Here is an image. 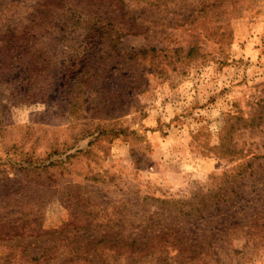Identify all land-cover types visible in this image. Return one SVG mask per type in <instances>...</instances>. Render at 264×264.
<instances>
[{
  "label": "rangeland",
  "instance_id": "obj_1",
  "mask_svg": "<svg viewBox=\"0 0 264 264\" xmlns=\"http://www.w3.org/2000/svg\"><path fill=\"white\" fill-rule=\"evenodd\" d=\"M193 6L0 0V232L74 223L39 264H264V0Z\"/></svg>",
  "mask_w": 264,
  "mask_h": 264
},
{
  "label": "trees",
  "instance_id": "obj_2",
  "mask_svg": "<svg viewBox=\"0 0 264 264\" xmlns=\"http://www.w3.org/2000/svg\"><path fill=\"white\" fill-rule=\"evenodd\" d=\"M194 1H198L200 3V9L195 8V6H193L190 10H188V14L189 16L186 17L185 22L189 21V20H193L194 16L197 13L200 12H205V10L208 8V6H212V7H216L217 9L220 8L222 6V4L225 2V0H194ZM206 8V9H205ZM205 9V10H203ZM220 147L223 148L222 145H220ZM224 155H229L230 158L234 157L237 153L234 150L231 149H223ZM0 220H2V218H0ZM97 225V224H95ZM74 226V223L70 222L65 224L64 226H62L61 228L57 229V230H52V231H38V232H33L32 231V227L29 226L26 230H17L16 233L10 235L8 233H12V230L9 229L8 233L5 235L4 232H0V262L1 264H15L16 261V256L12 255L13 252L16 249H19L20 253L24 255L25 258H29V263L30 264H39V261L42 260L43 257H29V255L26 254L27 248L20 246L18 244H13V240L18 236V238H22V237H49V236H53V235H58L63 233L65 230H67L68 228ZM88 228V226H84V229ZM96 229V228H95ZM112 242H104L103 240L99 241V245H105L107 246L110 245ZM135 242L132 240L130 241V246L129 244H127L126 246L129 247V249H133ZM21 247V248H19ZM132 253H136V250Z\"/></svg>",
  "mask_w": 264,
  "mask_h": 264
}]
</instances>
